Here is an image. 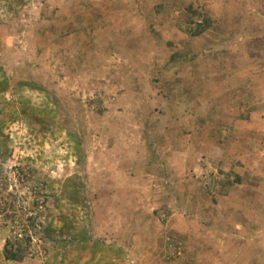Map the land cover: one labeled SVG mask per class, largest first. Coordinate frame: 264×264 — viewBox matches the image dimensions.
Listing matches in <instances>:
<instances>
[{"label":"rangeland","instance_id":"374dc122","mask_svg":"<svg viewBox=\"0 0 264 264\" xmlns=\"http://www.w3.org/2000/svg\"><path fill=\"white\" fill-rule=\"evenodd\" d=\"M0 264H264V0H0Z\"/></svg>","mask_w":264,"mask_h":264},{"label":"trees","instance_id":"16d2710c","mask_svg":"<svg viewBox=\"0 0 264 264\" xmlns=\"http://www.w3.org/2000/svg\"><path fill=\"white\" fill-rule=\"evenodd\" d=\"M25 233H27L26 230ZM25 237L26 238L23 240L17 239L16 244H13L10 239L6 240L4 254L7 260L21 261L24 258V253L26 251L25 244L29 245L31 243V236L27 235Z\"/></svg>","mask_w":264,"mask_h":264}]
</instances>
